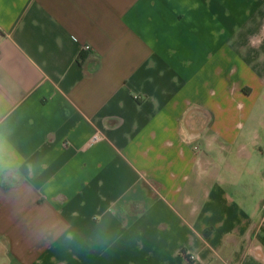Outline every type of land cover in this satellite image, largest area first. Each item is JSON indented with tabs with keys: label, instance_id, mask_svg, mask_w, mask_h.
Here are the masks:
<instances>
[{
	"label": "crops",
	"instance_id": "crops-1",
	"mask_svg": "<svg viewBox=\"0 0 264 264\" xmlns=\"http://www.w3.org/2000/svg\"><path fill=\"white\" fill-rule=\"evenodd\" d=\"M0 264H264V0H0Z\"/></svg>",
	"mask_w": 264,
	"mask_h": 264
},
{
	"label": "built area",
	"instance_id": "built-area-1",
	"mask_svg": "<svg viewBox=\"0 0 264 264\" xmlns=\"http://www.w3.org/2000/svg\"><path fill=\"white\" fill-rule=\"evenodd\" d=\"M83 49H84V50H89L90 47H89V46H84ZM98 139H99V137H98V136H95L94 139H93V141H96V140H98Z\"/></svg>",
	"mask_w": 264,
	"mask_h": 264
}]
</instances>
